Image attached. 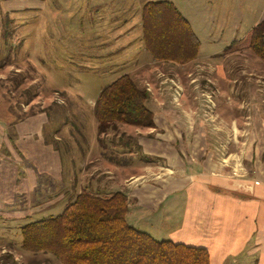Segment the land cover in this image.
<instances>
[{
  "label": "rangeland",
  "instance_id": "obj_1",
  "mask_svg": "<svg viewBox=\"0 0 264 264\" xmlns=\"http://www.w3.org/2000/svg\"><path fill=\"white\" fill-rule=\"evenodd\" d=\"M156 1L173 4L191 23V32L199 39L193 60L172 66L154 60L143 47L142 6ZM5 14L11 20L8 32L15 28V38L23 43L14 49L16 61L10 52L2 64L0 51V121L6 126L4 145L12 154L18 151V165L22 162L15 174L18 182L12 186L23 181L28 198L7 196L6 213L0 212V264H57L49 256L16 250L21 246L19 229L61 214L73 201L79 180L76 176L67 197L43 210L45 205L38 201H46L47 185L39 182L32 156L48 159L50 152H61L64 143L79 144L93 135L101 134L105 143L134 141L128 131L137 128L120 124L115 131L99 133L92 115L100 91L123 75L147 92L146 100L164 102L165 111L176 112L172 123L181 129L177 138L186 150L194 141L206 147L214 162L227 164L223 169L236 178H253V157L264 160V132L258 128L264 125V63L249 51L224 54L223 50L264 22V0H0V20ZM39 114L43 118L31 117ZM17 122L37 132L24 134L22 143L13 144L12 134L14 140L19 137L13 131ZM55 133L61 141L51 143ZM136 154L145 161L142 153ZM72 155L70 168L75 172L80 157L78 151ZM57 156L61 162V154ZM116 158L117 151L111 155L112 163L126 159ZM57 171L65 177L61 165Z\"/></svg>",
  "mask_w": 264,
  "mask_h": 264
},
{
  "label": "crops",
  "instance_id": "obj_2",
  "mask_svg": "<svg viewBox=\"0 0 264 264\" xmlns=\"http://www.w3.org/2000/svg\"><path fill=\"white\" fill-rule=\"evenodd\" d=\"M187 22L191 28V23ZM98 35L99 39L103 38L101 33ZM170 64L176 65L174 62ZM148 100L146 107L153 114L154 128L128 131L134 141L105 143L101 141V135H93L89 136V141L79 144L64 143L62 151L50 152L48 159L32 156L34 170L39 171V182L44 180L47 185L46 195L42 196L46 201H38L45 205L43 210L54 207L67 197L69 186L74 185L78 176L79 187L72 194L73 200L83 191L109 196L121 193L127 200L126 223L155 240L203 249L207 252L209 264H264V160L253 157L252 179L236 178L234 173L223 169L227 164L214 162L206 147H198L192 141L186 150L187 145L185 148L179 141L181 129H176L172 123L176 112L165 111L164 102L155 104ZM172 108L176 110L174 106ZM31 117L43 118V115ZM258 128L264 132L261 123ZM5 129L0 121V147L5 148V156L0 153L2 213H6V203L10 202L7 196L17 194L14 197L28 198L23 181L12 186L18 182L15 174L22 162L18 165V151L12 154L4 145ZM13 131L19 135L14 140L12 134L13 144L22 143L24 134L37 132L35 127L29 128L20 122L14 124ZM41 139L40 135L35 138L38 142ZM50 140L58 143L61 138L55 133ZM74 151H78L80 157L75 172L70 168ZM116 151L118 158L114 161L126 158L121 164L111 162V155ZM59 153L61 162L57 156ZM136 153L138 156L142 153L145 161H139ZM135 159L137 164H134ZM59 165L65 173L64 178L58 176ZM243 174L240 175L247 176ZM40 187L45 189L41 184ZM13 206L12 202L10 207Z\"/></svg>",
  "mask_w": 264,
  "mask_h": 264
},
{
  "label": "trees",
  "instance_id": "obj_3",
  "mask_svg": "<svg viewBox=\"0 0 264 264\" xmlns=\"http://www.w3.org/2000/svg\"><path fill=\"white\" fill-rule=\"evenodd\" d=\"M142 7L143 47L151 57L176 64L193 60L199 42L173 4L156 1ZM10 22L8 15L0 20L2 64L10 52H14L16 61L14 49L23 43L15 38V28L8 32L6 25ZM13 22L16 23L14 19ZM242 51H249L264 63V22L250 28L241 39L230 42L223 53ZM146 98L147 92L137 87L129 75L105 86L93 105L92 115L99 133L115 131L120 124L137 129L154 128ZM126 205V197L121 193L99 196L83 191L56 217L21 227V246L16 250L49 256L57 264H209L203 249L155 240L129 226L124 219ZM11 248L15 249L13 245Z\"/></svg>",
  "mask_w": 264,
  "mask_h": 264
}]
</instances>
